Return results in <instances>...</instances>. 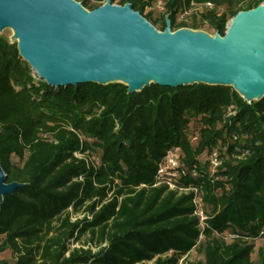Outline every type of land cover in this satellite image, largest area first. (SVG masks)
Returning <instances> with one entry per match:
<instances>
[{
	"label": "trees",
	"instance_id": "1",
	"mask_svg": "<svg viewBox=\"0 0 264 264\" xmlns=\"http://www.w3.org/2000/svg\"><path fill=\"white\" fill-rule=\"evenodd\" d=\"M153 1L118 3H132L160 30L168 16L172 30L207 22L224 35L230 18L264 2L165 0L154 17L145 11ZM103 2L82 0L89 9ZM192 2L212 6L200 19L178 21ZM176 147L184 163L177 184L202 192L204 224L193 191L156 184ZM214 148L222 163L212 172L202 155ZM0 162L8 182L24 183L4 195L0 211V252L10 249L13 264H264V247L252 257L264 236V96L249 102L233 86L207 83L134 92L122 82L55 87L1 34ZM79 208L84 215L74 216ZM197 246L204 258L186 260Z\"/></svg>",
	"mask_w": 264,
	"mask_h": 264
},
{
	"label": "water",
	"instance_id": "2",
	"mask_svg": "<svg viewBox=\"0 0 264 264\" xmlns=\"http://www.w3.org/2000/svg\"><path fill=\"white\" fill-rule=\"evenodd\" d=\"M159 30L132 3L89 9L77 0H0V31L14 30L19 53L52 86L122 82L129 91L151 83L233 86L247 101L264 96V2L239 11L224 35L190 27ZM4 195L24 183L7 181Z\"/></svg>",
	"mask_w": 264,
	"mask_h": 264
},
{
	"label": "rangeland",
	"instance_id": "3",
	"mask_svg": "<svg viewBox=\"0 0 264 264\" xmlns=\"http://www.w3.org/2000/svg\"><path fill=\"white\" fill-rule=\"evenodd\" d=\"M77 1H81L82 0H77ZM107 1V0H106ZM91 2L93 3L94 0H91ZM116 3H118V0H115ZM207 7H211V6H206L202 3H193V5L190 8H187L185 10H182L179 12L178 15V21L180 20H187V21H192V19L194 18V16L196 15L197 18L200 19L199 17V13L201 11H203L204 9H206ZM224 9V6H222L220 8V11H222ZM145 11H152L153 12V16L154 17H159L164 10H162L158 5L154 4L152 7H146ZM231 18L229 19L228 23L230 22ZM160 30V29H159ZM192 31L195 32H203L209 36H215L214 31L211 29V27L209 26V24L207 22H203L202 23V27L200 29H194L191 28ZM6 35L8 36L11 40L17 41L16 38H14V30L11 28H5L4 30L0 31V35ZM34 74V72H33ZM37 77V76H36ZM38 78V77H37ZM201 127V123L198 119H194L189 127V132L190 134L193 136V141L194 143H197V136L199 133V129ZM226 151V147L222 146V152L225 153ZM80 155H87V154H80ZM210 153L208 152H204L202 155V159L203 160H207L209 158ZM88 156V155H87ZM89 159L91 160H96V157L91 154L89 156ZM14 162H18L19 158L18 157H13L12 159ZM211 207H208V211H210ZM74 216L76 215H80L83 216L84 215V208H79V210L75 211L73 213ZM225 239L226 240H230L231 237L229 236V234H225ZM88 240V236H83L81 238V240H72L73 244H81L84 241ZM204 239L200 240L198 245L203 242ZM255 243V250L254 253L252 254V257L254 259V261L257 260V255H258V249L260 247H264V236L263 237H258L257 239L254 240ZM204 258L203 252L201 251L200 247L197 246L194 249H192L189 254L185 257L186 260H192V261H198V260H202ZM2 260H8L9 264H13V262L15 261L13 253L10 249H6L5 251L0 252V262Z\"/></svg>",
	"mask_w": 264,
	"mask_h": 264
},
{
	"label": "built area",
	"instance_id": "4",
	"mask_svg": "<svg viewBox=\"0 0 264 264\" xmlns=\"http://www.w3.org/2000/svg\"><path fill=\"white\" fill-rule=\"evenodd\" d=\"M104 0L103 3H105ZM102 3V4H103ZM113 3H116L115 1ZM194 3V2H192ZM154 4L158 5L162 10H165V0H154L148 7H152ZM204 5L212 6L211 2H206ZM232 112L230 111L229 114ZM183 153L182 151L176 147L170 149L164 159L160 162L159 168L157 171V183L156 184H166L169 188L175 189L178 188L180 191H193V203L196 207L195 213L199 215L202 224H204L206 218L205 212V203L202 199V192L197 187H180L177 184V181L181 175V167H183L184 163L182 161ZM210 164H211V171L215 172L217 168L222 163V159L220 157L219 149L214 148L210 155ZM193 174L196 175V171L193 170Z\"/></svg>",
	"mask_w": 264,
	"mask_h": 264
}]
</instances>
